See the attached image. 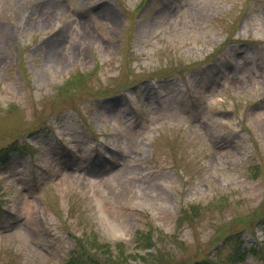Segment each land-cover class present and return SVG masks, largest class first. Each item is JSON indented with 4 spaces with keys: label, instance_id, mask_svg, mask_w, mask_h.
<instances>
[{
    "label": "rangeland",
    "instance_id": "374dc122",
    "mask_svg": "<svg viewBox=\"0 0 264 264\" xmlns=\"http://www.w3.org/2000/svg\"><path fill=\"white\" fill-rule=\"evenodd\" d=\"M78 239L264 264V0H0V264Z\"/></svg>",
    "mask_w": 264,
    "mask_h": 264
},
{
    "label": "trees",
    "instance_id": "16d2710c",
    "mask_svg": "<svg viewBox=\"0 0 264 264\" xmlns=\"http://www.w3.org/2000/svg\"><path fill=\"white\" fill-rule=\"evenodd\" d=\"M140 236H142V234L137 233V237H140ZM147 236L149 237L147 240V244H151L152 239L149 236V234H147ZM75 244L79 248V250L77 251V254L74 253L70 255L64 261L63 264H102V259L100 258L99 255L97 254L95 255L94 253L87 254L86 252H84L85 245L82 243L81 240L78 239L77 241H75ZM91 246L95 248V250H97L98 248H101V247H98L97 244H91ZM202 263H198V264H202Z\"/></svg>",
    "mask_w": 264,
    "mask_h": 264
}]
</instances>
